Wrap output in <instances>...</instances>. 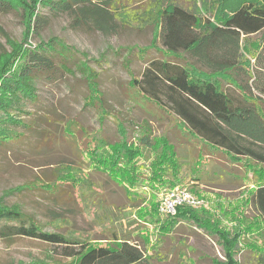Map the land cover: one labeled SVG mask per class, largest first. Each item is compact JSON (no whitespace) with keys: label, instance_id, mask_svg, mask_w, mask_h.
Listing matches in <instances>:
<instances>
[{"label":"rangeland","instance_id":"374dc122","mask_svg":"<svg viewBox=\"0 0 264 264\" xmlns=\"http://www.w3.org/2000/svg\"><path fill=\"white\" fill-rule=\"evenodd\" d=\"M173 1L207 15L215 8L231 10L241 0ZM160 2L126 1L116 11L120 23L115 21L116 28L109 33L76 28L66 14L50 15L46 7H39V14L47 19H42L39 32L28 41L35 45L54 36L85 52L88 65L99 72L107 112L101 120L96 108L83 107L87 89L77 73L39 82L37 99L27 103L24 126L16 130L18 137L0 145V194L28 184L29 189L6 197L5 202L18 204L44 230L92 245H106L115 237L144 241L154 254V264H264V226L248 205L250 192L264 178V167L247 165L245 173L219 151L204 148L200 154L202 141L184 133L164 103L165 109H160L141 99L138 89L128 83L130 75L122 65L127 52L116 50L149 46L144 53L135 48L129 55L130 69L138 77L149 58L160 56L151 48V21ZM25 23L20 10L0 14L5 32L0 34V65L4 51L10 55L25 41ZM106 45L112 50L97 62ZM143 120L149 121L153 134H164L175 145L176 164L161 149L158 153L137 146L130 165H110L108 158L114 152L100 143L120 140L118 123L131 142L138 133L134 126ZM226 168L239 179L228 180ZM174 187L189 189L202 199L201 206L189 211L206 226L157 213L161 194ZM171 219L173 223L168 224ZM40 262L69 264L71 258L62 255L61 247L37 238L0 237V264Z\"/></svg>","mask_w":264,"mask_h":264},{"label":"trees","instance_id":"16d2710c","mask_svg":"<svg viewBox=\"0 0 264 264\" xmlns=\"http://www.w3.org/2000/svg\"><path fill=\"white\" fill-rule=\"evenodd\" d=\"M126 1L129 0H0V14L20 10L26 22L25 41L17 51L1 55L5 59L0 65V145L13 143L18 137L16 130L24 126L22 115L27 103L37 99L39 82H55L65 73H77L85 81L83 107L96 108L101 120L106 116L99 72L88 65L85 52L54 36L40 39L35 45L28 41L39 32L42 19H47L39 14V7H46L50 15L66 14L76 28L109 33L116 28L115 21L120 23L116 11L125 7ZM151 22V48L160 56L146 61L140 77L130 69L129 55L136 47L120 46L116 50L127 52L122 65L130 75V87L138 89L141 99L160 109L167 108L184 133L201 140L200 154L204 148L219 151L245 173L247 165L253 169L264 167V0H241L231 10L215 8L207 15L173 0H161ZM0 34L5 35L1 25ZM111 48L106 45L96 61L104 59ZM148 49L149 46L137 50L144 53ZM134 128L138 133L131 142L124 126L118 123L120 140L100 143V147L114 152L108 158L110 165H130L137 146L158 153L161 149V154L177 162L175 145L164 134H153L149 121L143 120ZM198 167L201 170L203 165ZM223 172L230 181L239 179L233 170L226 168ZM29 187L12 186L0 194L1 238L26 236L59 246L62 255L71 258L69 264H154V254L148 252L144 241L140 244L128 237H115L106 245H92L44 230L18 204L5 202L6 197ZM248 205L264 226V178L250 192ZM189 208L192 207L177 206L175 213L167 217L191 219L206 226L207 222ZM156 211L159 214L157 206Z\"/></svg>","mask_w":264,"mask_h":264},{"label":"built area","instance_id":"2783aa9c","mask_svg":"<svg viewBox=\"0 0 264 264\" xmlns=\"http://www.w3.org/2000/svg\"><path fill=\"white\" fill-rule=\"evenodd\" d=\"M197 208L202 205V199L186 188H169L164 190L159 198L157 209L160 215H173L177 206Z\"/></svg>","mask_w":264,"mask_h":264}]
</instances>
